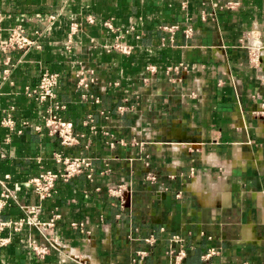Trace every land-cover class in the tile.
I'll list each match as a JSON object with an SVG mask.
<instances>
[{
	"label": "crops",
	"instance_id": "obj_1",
	"mask_svg": "<svg viewBox=\"0 0 264 264\" xmlns=\"http://www.w3.org/2000/svg\"><path fill=\"white\" fill-rule=\"evenodd\" d=\"M0 14V41L18 25L42 33L40 49L13 52L6 78L0 48V196L14 191L0 219L23 217V206L40 207L47 221L59 214L62 243L41 257L31 242H48L25 227L0 247V264H173L177 234L186 237L183 264H204L209 248L220 250L216 264H264V0H0ZM117 36L131 53L113 49ZM182 63L190 70L166 75ZM149 65L158 73L149 77ZM82 67L95 79L87 89L77 87ZM42 69L61 74L63 115L83 134L73 147L33 127L44 105L25 89ZM9 110L12 133L1 124ZM25 122L32 127L18 133ZM106 131L123 143L111 147ZM59 149L90 157L94 181L60 182L41 201L28 180L41 166L54 169ZM121 181L132 192L124 206L107 192ZM151 234L153 246L144 240Z\"/></svg>",
	"mask_w": 264,
	"mask_h": 264
},
{
	"label": "built area",
	"instance_id": "obj_2",
	"mask_svg": "<svg viewBox=\"0 0 264 264\" xmlns=\"http://www.w3.org/2000/svg\"><path fill=\"white\" fill-rule=\"evenodd\" d=\"M230 7H234L235 4L229 3ZM54 20L55 16H51ZM96 19L93 16L87 18L88 24H94ZM104 25L110 29L112 32H116V26L112 21H105ZM174 33L178 30V26L164 27ZM79 29V24L73 23L71 25V35L76 33ZM3 31L2 26V14H0V33ZM187 37L193 34V29L188 27L184 30ZM42 36L41 31H35L34 35H31L27 29L18 25L8 32V38L6 40L0 41L1 51L5 55L4 60V74L5 78L9 73L10 66H12V55L13 52L19 51L22 54H27L33 49H40L41 43L39 42V37ZM121 36H117V40L113 46V49L120 51L125 54H129L132 51V47L122 44L119 41ZM255 59L258 60L259 56L255 54ZM189 66L182 63L176 66H168L165 70L167 76H171L173 73L186 72L189 71ZM147 71L150 76L158 73L159 68L155 65H149ZM92 74V70L82 67L78 74V88H88L92 83H95L94 78H90L89 75ZM144 78L147 82L148 78ZM61 81V74L58 72H53L49 69H42L40 74V79L38 83L31 87L28 86L25 89V94L30 98H35L39 103L44 105V112L42 114V122L34 125V129L39 133H47L48 136L55 138L63 147H73L79 143L80 137L83 134L78 133L76 125L73 121L68 120L64 117L63 112L67 110L66 104L58 100L57 89ZM87 96V94H86ZM94 98L95 102H99L98 97L90 95ZM13 109V108H12ZM120 113L126 112V107H119ZM87 123V121H86ZM2 127L8 130L9 133L14 132L17 129L16 120L13 116L12 110L5 113L1 121ZM26 127H32L29 122H25L18 133H23V129ZM95 126L92 130L95 131ZM105 135L110 137L108 141L111 147L116 145V142L123 143L122 140L116 141L115 136L111 132H104ZM10 140V137L5 139V143ZM5 151L4 146L0 147V157L4 158ZM52 161L55 163L56 167L54 169L45 168L41 166V171L39 174L31 177L28 183L32 186L33 192L39 196L41 201H45L51 198L56 192V188L60 182H70L74 178L80 175H86L90 181H94L95 177V167L93 161L88 156L78 155L71 156L65 153L63 149H59L53 152ZM107 168L103 173L109 172ZM149 180H154L151 173L148 174ZM108 195L112 198H117L121 202V205L128 204L129 198H131L132 192L126 182L112 183L107 187ZM14 191L6 188L0 196V214H2L6 207L10 205ZM24 216L19 219H0V247L6 246L10 243L12 235L21 232L25 227L36 228L40 234L43 235L45 240L48 242L47 245H39L36 241L31 242V248L33 251L41 256H46L51 248H61L62 243L58 241L55 234V229L57 227V221L60 217L59 214H54L50 220H43L40 218V207L38 206H23ZM74 228L82 226L76 222L72 223ZM9 231L8 236H3L5 231ZM164 230V228H162ZM145 242L153 246L157 242V238L154 234H151L144 238ZM186 237L182 235H174L171 238V243L167 254L172 258L173 264H183L187 257V249L185 248ZM220 254L218 248H209V250L202 256V261L204 264H216L213 259L215 256ZM138 255L144 257L148 255L146 251H138ZM248 264V263H243Z\"/></svg>",
	"mask_w": 264,
	"mask_h": 264
}]
</instances>
